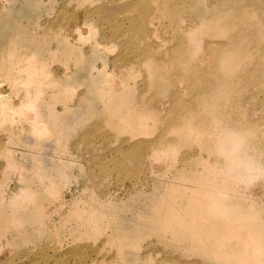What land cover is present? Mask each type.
<instances>
[{"label":"rangeland","instance_id":"1","mask_svg":"<svg viewBox=\"0 0 264 264\" xmlns=\"http://www.w3.org/2000/svg\"><path fill=\"white\" fill-rule=\"evenodd\" d=\"M128 1L0 0V36L22 26L19 28L25 31L20 34L21 41L39 40L52 51L50 56L44 51L35 58L46 61L53 70L44 77L39 92L37 113L44 125L41 130L38 127L37 134V127L25 119L27 114L7 113L10 115L6 120V114L0 112V210L7 211L6 222L12 220L11 214L21 220L17 225L0 224V264H217L210 246L163 231L152 218L158 212L164 213L166 204L177 208L196 202L197 182L193 178L198 171L192 156L206 151L194 143L189 130L193 122L187 103L197 89L190 84L193 75L173 82L174 94L167 90L154 97L159 104L156 115L162 119H149L151 130L131 132L116 114L111 118L109 109L101 106L105 99L97 92H88L90 99L87 93L88 98L77 99L90 83L99 89L102 86L123 91V72L146 54L131 52L126 44L139 39L138 29L131 23L137 11L125 6ZM190 1L201 6V0H169L176 11L160 14L153 23L156 38L152 44L159 45L158 55L174 58L168 64L174 72L180 66L175 57L187 55L179 47L174 51L171 48L186 29ZM173 14L180 19L174 20ZM83 21L90 30L87 38L76 28ZM54 33L85 56L63 53ZM94 41L92 49L90 43ZM10 61L14 62V58ZM138 65L132 68L135 72L128 84L137 93L152 94L146 72ZM54 74L74 79L66 87L69 92L64 104L69 108L64 109L55 97L45 98L53 92L55 85L50 79ZM258 98L255 94L251 101ZM259 107L264 114V108ZM54 112L56 116L61 112L65 115L59 114V122H53L57 118H53ZM186 119L187 129L176 124L175 131L167 134V139L178 138L175 151L171 144L164 148L166 153L146 158V165L132 158H127L124 167L117 165V160L122 159L117 150L121 141H150L163 126L171 129L173 121ZM143 127L148 126L145 123ZM12 182L19 183L25 189L19 192L24 193L10 190ZM251 190L252 186L246 185V194ZM19 200H23L22 204ZM39 204L43 213L36 222L33 209H39ZM22 206L25 211L18 213Z\"/></svg>","mask_w":264,"mask_h":264},{"label":"bare ground","instance_id":"2","mask_svg":"<svg viewBox=\"0 0 264 264\" xmlns=\"http://www.w3.org/2000/svg\"><path fill=\"white\" fill-rule=\"evenodd\" d=\"M157 1L125 2L126 7L137 11L131 23L139 32L138 40L132 45L126 44L131 52L140 54L146 51V54L134 60L127 72H123L125 89L118 91L102 86L99 89V86L90 83L78 93L77 99H90L88 92H97L99 97L102 95L105 99L101 106L109 109L111 118L116 114L117 119L122 120L131 132L151 130L149 119H162L156 115L159 104L154 97L167 90L174 94L172 83L186 79L189 74L193 75L190 84L197 89L187 103L191 112L190 121L193 122L189 130L194 136V143L201 144L206 151V154L196 153L192 156L198 171L193 178L197 182L196 202H188L177 208L168 206L170 203L166 204L162 208L164 213L158 212L152 218L163 231L176 235L179 233L201 246H210L217 264H264V114L259 107L264 108V0H201L200 7L190 1L186 29L176 41L175 47L171 48L174 51L179 47L187 53L185 56L175 57L180 65L177 72L172 71L168 65L174 58L171 60L158 55L159 45L152 44L156 38L154 19L160 17V14H172L176 11L173 2ZM154 2L156 4L151 6ZM172 16L174 20L180 19L179 15ZM84 24L85 21L76 28L82 37L87 38L90 30ZM19 27L9 35L0 36V112L6 114V120L11 113L27 114L25 119L37 127L34 130L37 134L38 127L41 130L44 125L37 113V100L44 77L53 70L48 68L46 61L37 60L35 56L44 51L50 56L52 51L48 46L49 50L45 49L39 40L21 41L20 34L24 29ZM55 36L58 43L62 44L60 46L63 53L77 58L83 54L59 34ZM41 40L44 42L42 38ZM95 43H90L92 49L95 48ZM11 57L14 62L10 61ZM135 63L146 72L147 85L153 89L152 94L137 93L134 86L132 88L128 84L135 72ZM73 80L65 74H54L50 79L55 85L52 86L53 92L45 98L59 99L66 109L68 104L65 103V106L64 102L69 92L66 87ZM86 93L88 97H85ZM255 94L259 95L257 103L251 101ZM7 113L10 114L7 116ZM59 114L53 117H57L53 122H59ZM188 119L173 121L174 127L171 129L163 126L161 132L150 141H121L117 150L122 159L117 160V165L126 166L127 158L146 165V158L165 152L164 148L171 144H174L172 148L175 151L179 144L178 138L167 139V134L175 131L176 124L187 129ZM110 123L114 126L112 122H106L108 125ZM145 123L148 127H143ZM246 148H250L252 152ZM39 171L36 173L39 174ZM18 185L9 184L10 190L17 193L25 190ZM246 185L252 186L249 194H246ZM21 201L19 203L22 204ZM160 207L157 208L161 210ZM18 209V213L25 211L23 206L22 210L20 207ZM34 210V215L31 213V216L37 222L43 210L40 209V204L39 209L34 206ZM7 214L5 209L0 210V224L17 225L21 221L17 215L15 217V214H11L12 220L6 222Z\"/></svg>","mask_w":264,"mask_h":264}]
</instances>
